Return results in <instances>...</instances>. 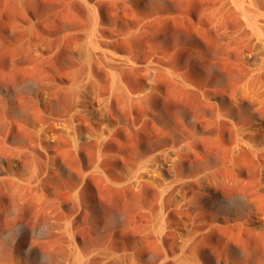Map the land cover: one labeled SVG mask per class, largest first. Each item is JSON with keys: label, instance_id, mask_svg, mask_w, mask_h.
Listing matches in <instances>:
<instances>
[{"label": "rangeland", "instance_id": "374dc122", "mask_svg": "<svg viewBox=\"0 0 264 264\" xmlns=\"http://www.w3.org/2000/svg\"><path fill=\"white\" fill-rule=\"evenodd\" d=\"M225 30L240 32L226 0H0V264H264V154L182 120L246 76ZM182 138L186 164L222 179L183 248L176 210L162 231L155 192L125 186Z\"/></svg>", "mask_w": 264, "mask_h": 264}, {"label": "bare ground", "instance_id": "6f19581e", "mask_svg": "<svg viewBox=\"0 0 264 264\" xmlns=\"http://www.w3.org/2000/svg\"><path fill=\"white\" fill-rule=\"evenodd\" d=\"M226 3L240 21V32L230 34L225 30V40L238 46L240 59L247 69L246 76L233 89L222 83L198 91L196 97L200 106L188 115L183 109L182 120L191 123L194 141H213L219 130L227 131L234 136V150L251 148L254 153L264 154V80L261 78L264 70V0H226ZM179 148L182 155L174 148L148 150L128 173L125 186L133 192L143 187L155 192L158 209L153 219L159 224H166L163 228L161 226L162 231L167 228L166 211L176 210L175 226L178 228L175 231L183 248L195 222L196 201L210 198L217 186L222 184V179L218 176L221 172L216 174L210 164H186L190 143L185 138H182ZM260 170L264 193V159ZM255 225L264 229V208L256 214ZM182 254L185 253L182 251Z\"/></svg>", "mask_w": 264, "mask_h": 264}]
</instances>
